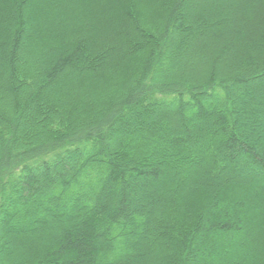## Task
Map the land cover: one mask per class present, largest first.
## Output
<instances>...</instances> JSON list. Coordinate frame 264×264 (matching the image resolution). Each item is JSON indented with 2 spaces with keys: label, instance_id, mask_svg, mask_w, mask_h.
<instances>
[{
  "label": "trees",
  "instance_id": "obj_1",
  "mask_svg": "<svg viewBox=\"0 0 264 264\" xmlns=\"http://www.w3.org/2000/svg\"><path fill=\"white\" fill-rule=\"evenodd\" d=\"M0 264H264V0H0Z\"/></svg>",
  "mask_w": 264,
  "mask_h": 264
}]
</instances>
